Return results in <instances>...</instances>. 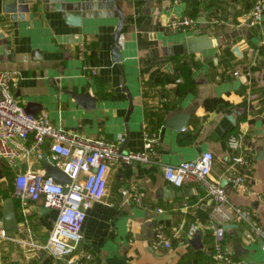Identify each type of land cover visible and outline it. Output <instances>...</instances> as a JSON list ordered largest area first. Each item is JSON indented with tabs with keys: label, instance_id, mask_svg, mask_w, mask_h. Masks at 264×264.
Returning <instances> with one entry per match:
<instances>
[{
	"label": "crops",
	"instance_id": "obj_1",
	"mask_svg": "<svg viewBox=\"0 0 264 264\" xmlns=\"http://www.w3.org/2000/svg\"><path fill=\"white\" fill-rule=\"evenodd\" d=\"M9 1L0 0V69L14 71L16 83L11 92L19 103H41L35 114L45 112L54 126L86 137L114 141L123 136L119 144L123 150L144 148L145 128L151 129L148 112L163 117L155 129L158 141L150 160L113 165L104 196L86 210L79 249L92 254V264H175L184 252L196 250L189 237L183 245L152 249L157 223L167 229L182 226L184 232L191 223L196 228L200 225L202 250L213 243V224L234 223L225 228V245L242 264H264V247L260 240L245 237L243 220L212 212L213 201L197 181L187 179L174 186L163 173L165 163L192 159L210 150L212 177L221 183L226 178L230 201L253 211L264 226V12L260 24L250 25L242 10L251 0H198L202 7L213 2L215 15L210 7L197 17L205 19L198 20L192 31H171L167 21L188 15V8L197 0H117L124 13L117 62L112 59L118 21L115 8L97 9L92 15L87 12L78 26L66 22L53 2L46 6L39 0L31 2L25 17L15 24L5 11ZM195 31L208 33L214 45L195 53L186 51L185 39ZM235 44L239 53L232 50ZM94 48L97 54L92 64ZM184 54H193L198 65L192 72V89L177 96L174 83L162 86L155 80L159 73L173 70V56ZM86 90L95 96L92 106L71 93ZM249 93L259 96L250 99ZM207 97H221L224 102L208 108L204 104ZM190 106L194 108L180 130L164 125L168 115ZM253 107H261L262 113L252 114ZM252 115L254 121H249ZM240 132L248 162L230 166L228 137ZM31 142L29 136L25 144ZM40 152L51 155L49 138ZM40 158L31 152L15 166L26 162V168L44 174ZM8 168L0 160L1 211L8 196L5 192L10 190ZM232 172L242 174L244 189L230 185ZM132 191L140 194L141 203L126 201ZM14 203L19 227L8 230L12 239L0 238V264H63L41 247L57 209L46 206L43 198L22 201L15 196ZM158 207L163 211H157ZM224 210L232 213L228 206ZM162 212L166 218L158 221ZM237 242L242 247L236 253Z\"/></svg>",
	"mask_w": 264,
	"mask_h": 264
},
{
	"label": "built area",
	"instance_id": "obj_2",
	"mask_svg": "<svg viewBox=\"0 0 264 264\" xmlns=\"http://www.w3.org/2000/svg\"><path fill=\"white\" fill-rule=\"evenodd\" d=\"M264 1L257 0L246 12L250 25L261 23ZM198 19L190 15L171 17L166 26L171 31H192ZM122 37H118L121 43ZM264 46V38L261 40ZM94 71V68H93ZM236 74L237 71H234ZM15 74L10 69H0V160L7 166H15L20 159L28 157L31 152L41 155V145L50 139L51 156L70 178L69 181L57 182L50 175L45 176L36 170L26 168L16 173L14 195L22 201H37L43 198L48 207L57 209L48 238L41 245L52 257L63 264H92V254L79 249L82 239V223L86 210L96 200H100L106 191L108 171L116 163L128 164L134 161L150 160L158 141V130L145 128V144L143 149L123 150L119 144L124 137L117 140H106L102 137H86L77 132L56 127L45 112L29 115L23 104L19 103L11 92ZM254 99L255 93H249ZM31 136L30 146L25 140ZM243 133H233L228 137L230 166L248 162V152L243 148ZM213 154L203 150L192 159L175 163H165L163 173L166 180L174 186H181L185 180L192 179L203 187L205 194L213 201L212 212H220L227 219L237 218L247 224L245 237L258 239L264 247V226L257 220L253 211L235 205L230 201L225 185L211 175ZM230 185L244 189L243 176L232 172L228 176ZM128 203H141L140 194L132 191L127 197ZM228 206L232 213L224 210ZM157 211H163L161 207ZM196 229L191 223L187 231L182 226L167 229L163 223L154 226V239L151 247L155 250L169 248L173 243L183 245ZM225 228L221 224H213L212 258L214 264H242L225 245ZM0 238L12 239L4 227L0 217Z\"/></svg>",
	"mask_w": 264,
	"mask_h": 264
},
{
	"label": "water",
	"instance_id": "obj_3",
	"mask_svg": "<svg viewBox=\"0 0 264 264\" xmlns=\"http://www.w3.org/2000/svg\"><path fill=\"white\" fill-rule=\"evenodd\" d=\"M39 0H10L7 4L5 11L10 14V18L14 20L15 24L19 19H22L25 17V14L30 10V3L34 2L36 3ZM43 1L46 6L48 2H53L55 8L59 11H61V14L63 15L66 22L71 23L73 25H81L82 18L87 15V12L89 15L94 14V12L97 9L106 10L107 8L113 7L117 11V17L118 21L116 24V27L113 31V40H112V59L113 61H120V45L118 42V37L120 35L121 27L124 22V13L118 4L117 0H41ZM103 13L105 11H102ZM264 12V11H263ZM204 17L201 16L198 18L199 21H204ZM246 24H249V19H246ZM213 41L212 37L206 33V32H200L195 31L193 34L189 35L185 39V50L190 53L199 52L203 49L212 47ZM232 50L235 53L238 52V46L235 44L232 47ZM126 89V88H125ZM128 93L129 99H131V95L129 91L126 89ZM72 95L78 100V101H87L90 102L89 104L92 106L95 101V96L91 95L89 90L83 91V92H75L71 91ZM25 111L31 115L34 116L37 109H41L42 105L41 103L35 102V101H28L26 103ZM131 108V107H130ZM194 107L190 106L182 111H176L166 118V121L164 122L165 126L171 127L176 130H180L187 120L189 119L190 112L192 111ZM130 112V109L127 112V116ZM41 162L42 166L44 168V175L45 176H52L55 181L57 182H65L69 181V176L58 166L55 164L54 159L51 155H49L47 152L41 153ZM27 167V163L24 162L20 166L17 165L13 169L14 171H17L18 169L20 171H24ZM227 183V179H223L222 185H225ZM167 189L173 193L174 188L172 186H167ZM15 203L14 198L12 196H8L3 200V209H2V219L4 227L7 230H16L19 227L18 223V217L16 214L15 209ZM48 208V207H47ZM166 218L165 213H158L157 220L161 221L162 219ZM232 225H235L234 223H227L224 224L223 227L227 228ZM203 235L204 231L202 227L199 225L195 231L192 233V235L189 237V242L193 246L194 249H203ZM242 247L240 242L235 243V252H239L240 248Z\"/></svg>",
	"mask_w": 264,
	"mask_h": 264
},
{
	"label": "trees",
	"instance_id": "obj_4",
	"mask_svg": "<svg viewBox=\"0 0 264 264\" xmlns=\"http://www.w3.org/2000/svg\"><path fill=\"white\" fill-rule=\"evenodd\" d=\"M256 1H249L244 7L242 12H247L252 8ZM213 2H206L203 7L201 3L197 0L195 1L187 10V14L197 18L202 11L209 10L210 7L213 8ZM217 6V5H215ZM217 7L213 8L210 13L215 15ZM213 20V18H212ZM97 50L94 48L90 52V56L92 57V64H95ZM173 60V70L171 72H161L156 77L155 83L164 86L167 83H174L175 84V93L177 96H183L187 92L192 89L194 84V78L192 76V72L195 67L198 65L197 59L194 58L193 54H184V55H177L172 57ZM257 97L259 95H256ZM224 102L221 97H207L204 99V104L208 108H212L216 106L218 103ZM255 110V111H254ZM255 112V113H254ZM262 113L261 107H253L252 114ZM148 124L151 126L152 130L157 129V124H161L163 122V117H154V113L148 112ZM255 116L249 117V121H254ZM264 120V115L262 116ZM8 175V185L10 190L5 192L6 195L12 196L15 199L13 194V178L15 176V171L10 167L7 170ZM12 192V193H11ZM7 196V197H8ZM0 217H2V211L0 210ZM212 245L207 247L206 250L198 249V250H189L184 252L182 256L178 259L175 264H213L212 258Z\"/></svg>",
	"mask_w": 264,
	"mask_h": 264
}]
</instances>
